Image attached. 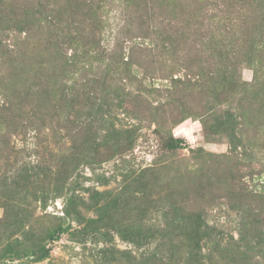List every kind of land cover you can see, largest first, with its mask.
Here are the masks:
<instances>
[{"label":"rangeland","instance_id":"rangeland-1","mask_svg":"<svg viewBox=\"0 0 264 264\" xmlns=\"http://www.w3.org/2000/svg\"><path fill=\"white\" fill-rule=\"evenodd\" d=\"M150 5L0 0V264H264V0Z\"/></svg>","mask_w":264,"mask_h":264},{"label":"trees","instance_id":"trees-1","mask_svg":"<svg viewBox=\"0 0 264 264\" xmlns=\"http://www.w3.org/2000/svg\"><path fill=\"white\" fill-rule=\"evenodd\" d=\"M131 1V4L133 7H135L136 9L140 8L142 10L141 14H140V18L143 19L145 17H150V11H152V5H150L152 3V0H141L142 2L139 3V0H129V2ZM154 1V0H153ZM166 2L167 0H155V3L157 5H161L162 2ZM12 10L15 12L17 9L15 7L12 8ZM184 142H185V138L183 137H175V138H171L168 142V146L171 149H176L178 147H183L184 146ZM62 232V228H58L55 233L52 235V239L53 240H57Z\"/></svg>","mask_w":264,"mask_h":264}]
</instances>
